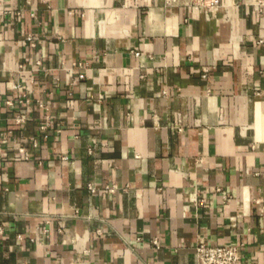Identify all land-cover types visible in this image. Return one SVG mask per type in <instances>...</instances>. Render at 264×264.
<instances>
[{
  "label": "crops",
  "instance_id": "crops-1",
  "mask_svg": "<svg viewBox=\"0 0 264 264\" xmlns=\"http://www.w3.org/2000/svg\"><path fill=\"white\" fill-rule=\"evenodd\" d=\"M253 2L0 0V264H264Z\"/></svg>",
  "mask_w": 264,
  "mask_h": 264
},
{
  "label": "built area",
  "instance_id": "built-area-1",
  "mask_svg": "<svg viewBox=\"0 0 264 264\" xmlns=\"http://www.w3.org/2000/svg\"><path fill=\"white\" fill-rule=\"evenodd\" d=\"M165 7H185L191 8L194 11H203L205 13L214 12L220 8V0H164ZM253 8L255 11L260 13L264 10V0H254ZM26 42L30 47L34 48L33 38L28 36ZM263 40H259L258 43L261 44ZM37 65L40 66L41 63L37 62ZM210 75V70L208 68H203L201 78L208 81ZM84 75L80 74L79 79H83ZM14 90L18 91L20 89L19 84L13 86ZM18 103L27 104L29 99L26 94H18ZM9 106H12L11 101L6 103ZM25 118L23 115H18L15 118L16 124H23ZM182 128H178V131H181ZM92 192L94 189L89 188ZM107 192L115 191V187H106ZM262 208L260 210L261 214L263 213ZM245 250L243 244L227 245V246H209L205 244H198L195 247V264H240L242 260V254Z\"/></svg>",
  "mask_w": 264,
  "mask_h": 264
}]
</instances>
